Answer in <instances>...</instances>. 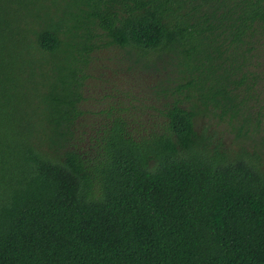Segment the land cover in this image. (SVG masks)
<instances>
[{
  "label": "trees",
  "instance_id": "trees-1",
  "mask_svg": "<svg viewBox=\"0 0 264 264\" xmlns=\"http://www.w3.org/2000/svg\"><path fill=\"white\" fill-rule=\"evenodd\" d=\"M0 264H264V0H0Z\"/></svg>",
  "mask_w": 264,
  "mask_h": 264
},
{
  "label": "rangeland",
  "instance_id": "rangeland-1",
  "mask_svg": "<svg viewBox=\"0 0 264 264\" xmlns=\"http://www.w3.org/2000/svg\"><path fill=\"white\" fill-rule=\"evenodd\" d=\"M107 53V52H106ZM105 56H106V59H108V57H110L108 54H106V55H104V58H105ZM102 62V61H101ZM97 69H98V71H99V73H100V71H101V67L98 65L97 67H96V70H95V72L97 71ZM110 73V72H109Z\"/></svg>",
  "mask_w": 264,
  "mask_h": 264
}]
</instances>
